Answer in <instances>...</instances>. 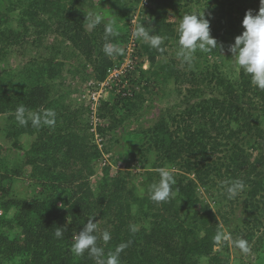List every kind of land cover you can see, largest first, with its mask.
Listing matches in <instances>:
<instances>
[{
	"label": "trees",
	"instance_id": "obj_1",
	"mask_svg": "<svg viewBox=\"0 0 264 264\" xmlns=\"http://www.w3.org/2000/svg\"><path fill=\"white\" fill-rule=\"evenodd\" d=\"M105 4L128 20L107 41L114 46L127 43L129 22L139 5V25L167 37L163 51L143 39L138 43L139 57L150 64L149 70L137 69L133 82L138 91L132 98L105 102L102 109L107 124L100 132L110 153L118 142L116 132L141 118L153 89L178 97L177 110L162 114L145 130L140 151L130 160L143 170L141 189L122 171L113 176L110 165L100 168L102 154L90 127L78 128L72 122L75 115L61 104L67 77L70 85L80 69L68 64L72 57L79 59V66L91 68L98 81L114 65L115 55L108 57L102 50L105 22L92 32L85 30L83 10L99 12ZM7 5L6 12L0 11L3 134L18 151L24 149V136L35 139L23 164L3 156L0 146V264H95L87 253L76 256L70 251L74 234L90 216L101 232L111 234L109 242H98L105 256L132 242L121 253V264H231V248L241 253L239 264H252L250 258L264 246V90L253 86L242 69L229 75L224 68L229 45L245 30L248 10L259 12L260 0H10ZM170 12L176 21L169 19ZM192 12H205L221 50H197L188 68L175 57L177 50H169L177 46L183 15ZM15 19L21 30L13 28ZM29 35L34 37L27 43L31 60L12 72L4 69L8 47ZM46 37L53 40L46 44ZM19 106L26 109L23 125L15 115ZM48 110L56 113L54 126H33L32 117L42 121ZM25 165L38 172L33 176L39 191L30 199L15 196L10 187ZM161 168L170 169L177 194L157 204L148 189L160 181ZM97 175L100 179L94 181ZM236 179L244 182L245 190L229 199L226 185ZM223 225L230 226V241L248 242L249 253L234 243L214 241L218 231L225 232ZM58 227H64L60 239L54 235Z\"/></svg>",
	"mask_w": 264,
	"mask_h": 264
},
{
	"label": "clouds",
	"instance_id": "obj_2",
	"mask_svg": "<svg viewBox=\"0 0 264 264\" xmlns=\"http://www.w3.org/2000/svg\"><path fill=\"white\" fill-rule=\"evenodd\" d=\"M83 11L86 13V21H88L86 23V31L90 32L95 30L97 25L105 22V17L100 12ZM242 26L245 30L235 38V42L229 45L228 48V51L231 53V59L234 61L233 66L238 70L242 69L246 75H249L253 86L264 90V0H260V9L257 14H253V10H248L243 19ZM152 31L153 29L151 27H145L142 24L136 27L133 34L137 39H143L151 48L157 51H163L161 45L167 37L160 34H151ZM177 33L176 57L181 61L182 65H186L188 68L193 67L197 50L210 52L217 46L221 50V45L211 35L210 20L205 17V12L203 14L198 12L184 14L177 27ZM116 35H118V31L115 26V21L106 22V42L102 50L108 57L123 53V49L107 42L110 37H115ZM142 66L143 64H139L138 67ZM106 102H109V100ZM111 102L114 103L112 100ZM25 111L26 109L23 106H19L15 112L16 118L21 125L27 123L24 118ZM43 116L44 119L42 121L38 117H32L33 126H38L41 122L49 126H54L56 117L54 111L48 110L43 113ZM106 124L107 120L104 125ZM105 147L106 145L104 146L103 153L101 152L102 157L103 154L106 155ZM160 177V181L151 184L148 189L150 199L157 204L166 202L174 198L177 194L173 190V186L176 183L175 178L166 168L160 169ZM244 190L245 184L239 179L231 181L226 185V192L229 199L235 198ZM94 218L95 216H90L87 223L83 225L82 230L78 234H74V242L70 251L76 256H83L87 253L89 258L95 260V264H121V253L132 242L128 241L119 244L114 251L109 252L105 256L104 248L98 242H109L111 240V234L107 230L101 232L98 223L94 222ZM63 234L64 227L56 228L54 233L56 238H62ZM214 241L217 243L231 242L243 253L247 254L250 252V247L246 240L238 239L230 241L229 235L223 231L217 232Z\"/></svg>",
	"mask_w": 264,
	"mask_h": 264
},
{
	"label": "rangeland",
	"instance_id": "obj_3",
	"mask_svg": "<svg viewBox=\"0 0 264 264\" xmlns=\"http://www.w3.org/2000/svg\"><path fill=\"white\" fill-rule=\"evenodd\" d=\"M10 0H0V11L6 12L8 9V2ZM100 6V5H99ZM141 6L137 7L135 9V14L137 15L138 10H141ZM104 17H105V23L108 21H115V26H121L120 24L124 22H128L127 19H124V16H119L116 14L115 10L111 8L108 4L100 6V9L98 10ZM142 11V10H141ZM140 11V12H141ZM136 22H141L142 14H138ZM173 12H170L169 19L176 21V18L173 16ZM11 16H17V13L11 14ZM135 16V15H134ZM134 16L131 18V20L135 19ZM13 22V28L21 30V25H18V22ZM130 20V21H131ZM130 23V22H129ZM118 28V27H117ZM34 39V37H24L23 41L19 44L12 43L8 47V53L5 56L2 66L7 71H14L19 68V66H22L23 63H25L28 60H31V53L28 51L27 43L31 42ZM45 43L48 44L50 41L53 40V37H46ZM118 48H121L118 47ZM177 50V46H175L174 49H170V53H172ZM176 55V54H175ZM118 56V55H117ZM115 55V57H117ZM176 57V56H175ZM171 57H169L170 59ZM168 59V60H169ZM226 61L225 64H227V67L224 68L225 73L231 74L233 70L239 72L237 68L233 66L234 61L231 59V54H229L227 57H225ZM167 59H165L166 62ZM167 60V61H168ZM180 61L179 59H177ZM79 59L77 57H72L70 62L68 64L75 65L76 67H79V72L76 74V78L72 83H67L68 79L70 77H67L66 84L67 87L65 88L64 93L62 94L61 104L63 105L65 110L68 114L75 115L73 119V124H76L78 128L85 129L89 126V116L87 114L86 110V102L83 99L82 96V89L83 83L87 79L94 78L91 72V68H84L79 66L78 63ZM139 68V67H138ZM137 68V69H138ZM142 68V67H141ZM150 64H146V69L149 70ZM158 68V66L156 67ZM78 69V68H76ZM137 69H135V74L137 77ZM143 69V68H142ZM144 70V69H143ZM72 77V76H71ZM173 86V85H172ZM171 88V86H170ZM154 94L152 96H148L151 98L150 101L146 104V111L142 114L141 118L138 121H130L129 124L125 126V129H122L116 132V140L118 141L111 147L110 153L106 152V158L100 159L98 164L100 168H103L106 165H110L113 168V176L116 175L118 172H123L124 177L131 181L137 189H141L142 183L140 184L141 174L143 173V170L139 168L138 163H135L137 161H130L132 159V156L135 153H138L140 151V148L142 146V142L144 140V132L145 130H148L152 128L160 119L162 114H168L169 112L173 113L177 110V108L174 107V105L177 102V95L173 94L171 96H168V91H166L165 95H162L161 92L158 91V89H153ZM210 97V96H208ZM112 100V97L109 98V101ZM175 109V110H174ZM134 120V119H132ZM3 118L0 117V146L2 148V154L3 156L9 157L10 159L14 160L15 162L19 164H23V160L27 158V151L30 150L32 142L35 138H31L28 136H24L22 138V144L24 146V149L22 151H18L17 149H14L12 147V143L5 137L3 134ZM108 146V145H107ZM105 148H108V147ZM105 164V165H104ZM170 170V169H167ZM116 172V173H115ZM37 170L35 173V167L34 166H24L22 175L19 177H16L12 183H10V187L12 190V193L20 198H26L30 199L33 198L39 191V189L35 186V180L36 178L33 176V174H37ZM133 177V178H132ZM94 181H98L100 177L97 175L92 178ZM144 189V187H143ZM202 197H204L205 202L211 203V198L205 194L203 190L200 191ZM240 211V210H239ZM238 211V214H239ZM224 226L225 232L230 231V226ZM241 253L239 251H236L231 248V264H239L238 258L240 257ZM239 256V257H238ZM250 262L252 264H264V246L262 250L260 251L258 256H252L250 258Z\"/></svg>",
	"mask_w": 264,
	"mask_h": 264
},
{
	"label": "built area",
	"instance_id": "obj_4",
	"mask_svg": "<svg viewBox=\"0 0 264 264\" xmlns=\"http://www.w3.org/2000/svg\"><path fill=\"white\" fill-rule=\"evenodd\" d=\"M138 10V14H141ZM134 16L135 19L130 21V35L127 43L121 46L123 53L120 58L114 57V65L108 69L106 77L102 81L95 78L87 79L83 83L82 96L86 102V110L89 116L90 132L94 135V140L99 150L103 153L105 139L100 132V127L104 125L106 120L102 118V109L104 102L112 97V101L120 100V98H132L138 86L133 82L136 79L135 69L143 62V68L146 69L147 60L139 57L136 47L142 39L134 36V31L139 22H136L139 15ZM102 158H106L103 154ZM105 165V164H104Z\"/></svg>",
	"mask_w": 264,
	"mask_h": 264
},
{
	"label": "water",
	"instance_id": "obj_5",
	"mask_svg": "<svg viewBox=\"0 0 264 264\" xmlns=\"http://www.w3.org/2000/svg\"><path fill=\"white\" fill-rule=\"evenodd\" d=\"M90 32H92V31H90Z\"/></svg>",
	"mask_w": 264,
	"mask_h": 264
}]
</instances>
